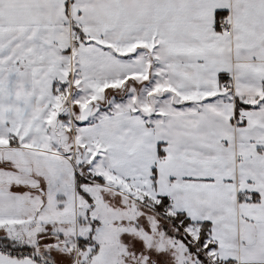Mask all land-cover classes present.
Listing matches in <instances>:
<instances>
[{"label":"snow or ice","instance_id":"6c2138e0","mask_svg":"<svg viewBox=\"0 0 264 264\" xmlns=\"http://www.w3.org/2000/svg\"><path fill=\"white\" fill-rule=\"evenodd\" d=\"M0 264H264V0H0Z\"/></svg>","mask_w":264,"mask_h":264}]
</instances>
